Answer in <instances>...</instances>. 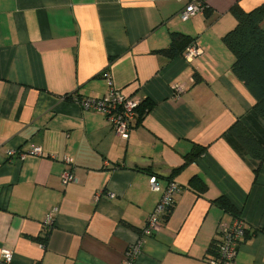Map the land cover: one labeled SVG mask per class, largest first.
<instances>
[{"label": "crops", "instance_id": "obj_1", "mask_svg": "<svg viewBox=\"0 0 264 264\" xmlns=\"http://www.w3.org/2000/svg\"><path fill=\"white\" fill-rule=\"evenodd\" d=\"M190 1L0 0V254L12 252L10 264H207L234 220L220 199L245 230L232 264H264V159L230 130L239 123L264 151V120L223 42L232 8L264 0H203L207 11L182 22ZM173 40L177 55L158 53ZM192 42L202 53L187 63ZM108 78L150 106L127 141L77 104L105 95ZM34 146L41 156H8ZM69 169L76 182L64 185ZM152 175L179 192L128 260L161 198Z\"/></svg>", "mask_w": 264, "mask_h": 264}, {"label": "built area", "instance_id": "obj_2", "mask_svg": "<svg viewBox=\"0 0 264 264\" xmlns=\"http://www.w3.org/2000/svg\"><path fill=\"white\" fill-rule=\"evenodd\" d=\"M205 9L206 6L202 0H191L179 12V18L182 22H186L195 15L204 13ZM201 53L199 47L195 43H192L183 52V58L187 63H190ZM108 83L109 90L101 98H78L77 104L84 111H90L103 116L115 135L122 141H127L138 119V108L144 101V98L137 95L126 97L112 87V82L109 78ZM173 92L175 95L181 93L182 88L174 86ZM41 153V148L34 146L27 153L18 154L15 151H9L8 156L22 159L26 154L41 156ZM64 162L66 165H72V161L68 158H65ZM61 181L64 185L76 182L73 171L71 169L64 171L61 175ZM148 184L151 192H161V198L149 215L139 239L128 247V260L135 258L142 239L152 236L159 231L165 215L173 208L175 196L179 192L177 185L171 182L162 190L158 178L153 175L150 176ZM109 196L113 197L112 194ZM55 212L56 209L46 215L45 225H51ZM219 233L218 239L211 246V256L208 258L207 264H232L238 250L239 241L245 235L243 222L240 219H234L231 224L222 226ZM12 257L13 254L9 250H1L0 259L5 264H10Z\"/></svg>", "mask_w": 264, "mask_h": 264}, {"label": "trees", "instance_id": "obj_3", "mask_svg": "<svg viewBox=\"0 0 264 264\" xmlns=\"http://www.w3.org/2000/svg\"><path fill=\"white\" fill-rule=\"evenodd\" d=\"M231 12L236 20V26L223 38L224 44L233 55V63L230 67L231 73L244 84L252 95L255 101L252 109L264 120V29L261 28L262 23H264V2L249 12H244L237 7H233ZM176 37L179 36L174 38L176 39ZM175 43L176 41L173 40L169 49L158 51V53L174 57L178 54ZM149 109L150 106L146 105L144 100L138 108L137 121ZM230 130L247 149L250 156L259 161L264 159V151L261 150L260 146L242 125L236 123ZM218 204L230 212L234 219H239L236 211L230 205L228 206L224 200L220 199ZM171 211L172 208L165 215L164 220Z\"/></svg>", "mask_w": 264, "mask_h": 264}]
</instances>
